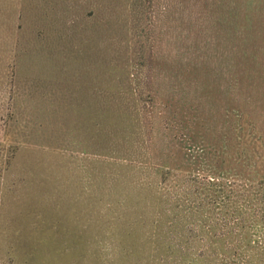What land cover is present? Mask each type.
<instances>
[{
	"label": "rangeland",
	"instance_id": "rangeland-1",
	"mask_svg": "<svg viewBox=\"0 0 264 264\" xmlns=\"http://www.w3.org/2000/svg\"><path fill=\"white\" fill-rule=\"evenodd\" d=\"M144 16V50L118 36L77 75L0 62V264H264V0H146ZM101 89L127 111L104 132Z\"/></svg>",
	"mask_w": 264,
	"mask_h": 264
},
{
	"label": "trees",
	"instance_id": "trees-1",
	"mask_svg": "<svg viewBox=\"0 0 264 264\" xmlns=\"http://www.w3.org/2000/svg\"><path fill=\"white\" fill-rule=\"evenodd\" d=\"M82 1L0 0L1 65H4L3 62L5 63L7 60L17 63V60L20 59L18 57H23V55L34 57L33 55L40 54L46 56L45 58L52 56L51 59L56 58L55 60H59L62 64L64 63L66 67L70 68L73 66L74 69L71 67L70 70L77 75L79 63L84 61L85 57L88 58V56L96 53L100 67L106 61H111L112 59L108 57H110L111 51L114 52L116 50L115 40L118 36L126 39L127 47L129 41L134 40V45L139 44L144 50L146 41L143 36L135 39L131 31L135 33L136 28L142 27V23L145 22L146 0H125V7H127L130 16L124 17L123 21H121V17L119 19L117 9H114L118 0H97L96 10L81 18L72 9L79 10L80 7L78 5ZM141 12L140 17L139 13ZM135 50L131 53L133 58L124 62V67L130 73V76H128L130 84H135V74H133L131 69V66H134L133 62L138 52ZM19 52H21V55H18ZM117 58L113 57L114 60H117ZM131 60L133 62L130 63ZM111 65L115 66L113 63ZM75 94H78V91H75ZM135 94L134 92L132 93L131 89L127 97L130 96L132 99ZM98 98L105 101L111 98L110 102L100 103L95 109L97 128L99 132H104L109 129L110 120H106L107 117L116 119L118 116L117 120H121L126 117L127 111L125 110L122 113L123 107L120 105L116 106V100L121 103L124 99L123 97L121 99L118 90L108 91L107 89H101ZM71 107H77V105H72ZM121 165L133 166L132 163H121ZM147 169L148 173L145 180H148V182L153 181L157 182V184H162L173 180L171 169H165L164 167L155 168L150 164L147 165ZM130 176L135 177V172H132ZM111 180L124 183V181H132L133 178L124 180V178L112 175L109 178V181Z\"/></svg>",
	"mask_w": 264,
	"mask_h": 264
}]
</instances>
